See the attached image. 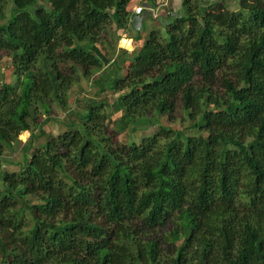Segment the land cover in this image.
<instances>
[{"label":"trees","instance_id":"obj_1","mask_svg":"<svg viewBox=\"0 0 264 264\" xmlns=\"http://www.w3.org/2000/svg\"><path fill=\"white\" fill-rule=\"evenodd\" d=\"M134 1L0 0V264H264V0ZM53 103L67 129L40 143Z\"/></svg>","mask_w":264,"mask_h":264},{"label":"rangeland","instance_id":"obj_2","mask_svg":"<svg viewBox=\"0 0 264 264\" xmlns=\"http://www.w3.org/2000/svg\"><path fill=\"white\" fill-rule=\"evenodd\" d=\"M203 2L207 1V0H202ZM234 1V2H233ZM236 0H226V2L228 3V6H231V4H235ZM159 3L161 4H166L167 1L166 0H157L156 1V5H159ZM144 4V2L142 3L141 0H135L134 2H132L129 7L130 9H133L135 11H137L140 5ZM168 6V5H166ZM29 11L31 9H28ZM170 10H172L170 8ZM11 3L10 0L7 3V6L5 8V14L8 18H10L11 16ZM162 14V13H161ZM134 21L132 23V25L136 28L139 27V23L141 22V20H143L141 18V16H134ZM150 25L153 27H158L159 28V22L155 21V23L153 24L151 21H149ZM161 28V26H160ZM132 34L134 33H130V35L128 36H132ZM132 40H127V39H121L118 43V47H122L128 50H132ZM119 47V48H120ZM11 79V60L8 57H3L0 60V82H7ZM97 89L95 87H93L91 85V81L87 80L85 78H79L78 82L73 85V87L70 89L69 91V97H68V104L71 108V110H73L72 112H79L82 113L83 109H84V105L89 101V99L94 98V94L96 93ZM102 99H104L106 102H108L109 104H111L115 98H116V94L107 91L104 94H102L101 96ZM52 108H53V114H52V118L53 120L49 121L44 127L43 130L45 132V136H43L42 138L38 139V142L42 143L45 139L46 136L48 135H53L56 136L58 134H60L61 132L65 131L67 129V126L65 125L67 123V119L65 117L64 112H62L58 107L57 104L53 103L52 104ZM120 116V113L114 114L111 119L114 121L115 119H117ZM73 118V120L78 121L77 116H71ZM182 117L179 116L178 119H176V121L174 122H169L168 119L163 116V117H159L158 121L156 123H154V125L152 126H147L144 129L143 128H139L137 127L136 129H128L127 131L122 132L121 134H119L118 137V141L120 143H129V142H135V143H140V141L149 136L152 135L153 133H155L160 126H166V127H170L171 129H182L183 127H187L189 125V122L186 120H182ZM112 129H116L114 124L111 125ZM28 138H29V133L25 132L23 134L20 135L19 140L21 141V146L22 145H27L28 143ZM37 141L35 143V146H37ZM20 146V148H21ZM5 159L12 161V163H4L1 167L2 170H5L7 172L13 173V172H17L18 171V164H16L17 162L21 161V153L19 151H17V148H15L14 151L12 152H7L5 155ZM23 236L26 235V229H24L23 231Z\"/></svg>","mask_w":264,"mask_h":264},{"label":"crops","instance_id":"obj_3","mask_svg":"<svg viewBox=\"0 0 264 264\" xmlns=\"http://www.w3.org/2000/svg\"><path fill=\"white\" fill-rule=\"evenodd\" d=\"M166 1H168V6H166L167 7V9H172V11H173V13H171V14H178L179 12H180V9H181V1L182 0H166ZM208 1V0H207ZM211 1H214V0H209V2H211ZM234 2V1H233ZM165 4V5H166ZM226 4H228V3H226ZM232 6H234V4H231ZM235 5H237V0L235 1ZM236 9V8H235ZM162 14H163V12H162ZM161 14V15H162ZM141 18L143 19V20H141L142 22H144V24L146 25V27H147V31H149L150 29L148 28V27H150V23H149V21H148V19H149V14L148 13H143L142 15H141ZM133 31V30H132ZM133 37V36H132ZM133 42V41H132Z\"/></svg>","mask_w":264,"mask_h":264},{"label":"built area","instance_id":"obj_4","mask_svg":"<svg viewBox=\"0 0 264 264\" xmlns=\"http://www.w3.org/2000/svg\"><path fill=\"white\" fill-rule=\"evenodd\" d=\"M160 4V3H159ZM162 4V3H161Z\"/></svg>","mask_w":264,"mask_h":264},{"label":"clouds","instance_id":"obj_5","mask_svg":"<svg viewBox=\"0 0 264 264\" xmlns=\"http://www.w3.org/2000/svg\"><path fill=\"white\" fill-rule=\"evenodd\" d=\"M127 40H129V39H127Z\"/></svg>","mask_w":264,"mask_h":264}]
</instances>
